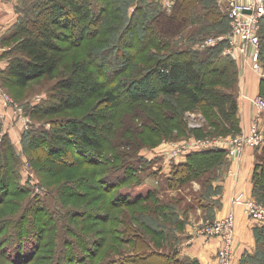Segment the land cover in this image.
Returning <instances> with one entry per match:
<instances>
[{"label": "rangeland", "instance_id": "374dc122", "mask_svg": "<svg viewBox=\"0 0 264 264\" xmlns=\"http://www.w3.org/2000/svg\"><path fill=\"white\" fill-rule=\"evenodd\" d=\"M47 1L0 0V27L5 30L0 48L7 52L0 56V86L21 111L15 115L0 101V151L5 156L0 163V264H264V219L252 215L256 207L264 209V113L254 103L264 95V78L248 58L224 55L226 45L201 47L202 41L229 31L222 10L226 0H195L180 31L160 26V34L166 37L153 23L155 15L172 13L174 7L168 11L165 0H92L96 4L93 11L102 8L99 23L80 40H76V27L68 30L58 41L62 58L54 78L44 77L21 87L6 72L8 59L17 54L11 49L20 35L11 33ZM209 9L213 11L204 13ZM260 36L264 52V26ZM181 51L192 53L183 58L194 56L203 62L210 72L206 83L228 86L215 74L221 67L232 72L229 90L236 97L238 112L230 122L210 107L193 105L183 97L129 101L125 87L132 79L156 63L178 57ZM84 60L103 83V92L118 91L120 101L109 106L99 95L74 110L34 112L58 100V80L74 63ZM261 65L264 68L262 58ZM100 113L109 117L111 126L102 133L99 163H88L94 157L81 154L87 151L89 156L90 150L74 142L67 145L56 138V147L50 151L43 139L37 141V136L69 119L104 128L106 121ZM91 116L96 118L91 120ZM255 125L260 138L248 141ZM237 139L243 141L242 149L231 153ZM203 143L223 144L224 155L206 157V171H201V165L197 175L186 173L177 182L179 189L168 184L159 187V181L165 182L174 166L183 163L178 161ZM175 149L188 153L172 157ZM160 153L167 155L158 158ZM7 157L9 161L3 164ZM137 157L142 159L138 168L143 165L138 176L145 182L136 187L141 179L134 178L131 183L136 188L125 184L112 189L143 192L138 204L126 205L114 190L84 180ZM163 159L171 161L169 173L163 169ZM232 167L245 175L249 171L250 185L212 183L234 179ZM7 170L10 179L3 180ZM224 203L244 214L240 218L233 210L226 214L233 218L231 235H202L209 222L221 220Z\"/></svg>", "mask_w": 264, "mask_h": 264}, {"label": "trees", "instance_id": "16d2710c", "mask_svg": "<svg viewBox=\"0 0 264 264\" xmlns=\"http://www.w3.org/2000/svg\"><path fill=\"white\" fill-rule=\"evenodd\" d=\"M194 1L178 0L171 14L162 12L160 15H155L153 23L158 29V33L160 34L161 27L166 30L182 27L186 23L188 12L190 15V12L193 11L190 8L192 9ZM95 5V3H92V0H49L44 2L35 14L20 22L11 33L12 35L14 33L20 35L13 45L14 48L12 47L11 49L17 52V54L8 59L9 64L6 70L8 79H12L18 86L26 87L34 80L44 77L54 78V73L57 71L62 58L60 53L62 49L58 45V41L73 27L79 30L76 40H80L87 30H90L94 25L99 23L101 18H99V14L102 8L93 11ZM211 11L213 9L205 10L204 13ZM133 28L134 26H132ZM135 29L133 32H135ZM162 34L160 35L166 37L165 34ZM179 34L180 32L177 33V35ZM178 53V57L156 63L151 69L142 72L137 78L132 79L126 85L127 87H125L126 90L128 89L126 95L129 101L139 103L142 101H154L160 96L169 98L183 97L193 105L198 106L203 104L210 107L213 112H217L221 118L230 122L232 120L230 117H233L238 112L236 97L232 90H229V84L232 83V72L227 71L225 67H221V69L219 68L220 71L215 74L217 77H222V83L225 82L228 86L206 83L208 77L206 73L210 74V72L205 71L203 62L198 61L194 56L193 58L190 56L189 58H183L182 56H185V54L192 55L189 51H181ZM94 58L95 55H92L91 59L93 60ZM206 61L208 62L209 60L206 59ZM262 61L264 62L263 49ZM105 77L107 78V76ZM98 78L88 61H77L73 64L71 71L57 82L56 96L58 100L51 101L47 108L35 109L34 112L40 113L43 111L45 114H57L74 110L84 106L92 97L99 95L109 106L119 102V92L111 89L103 92L104 85ZM261 91H264V79L261 80ZM261 96L264 97V95ZM99 116L106 121L104 128L99 125L101 132L97 129L99 128L98 125L97 128L93 127L86 120L69 119L64 120L65 122L59 128L54 127L52 132L44 133L42 137L37 136V141L39 142L43 139L44 144L48 145L50 151H53L56 147L54 143L56 138L67 145L74 142L76 145L90 150L91 154L89 156V152L85 150L84 153H80L82 157H94L95 160L92 159L94 161H89L88 163H99L100 158L98 156L103 148L104 140L102 133H104V130L109 131L111 126L109 117L107 118L106 114L100 113ZM94 118L96 117H90L91 120ZM60 148L66 152L63 146H60ZM223 155L224 151L222 150L189 152L185 155L186 161L182 164L175 165L172 175L165 179V182L159 181V187L168 184L167 186L170 188L179 189L180 185H177V182L183 180L186 173L197 175L198 168L201 165L203 167L201 171H206V164H208L204 160L206 157L217 158ZM198 158L203 161L197 160ZM137 159L136 161L131 160L121 167L117 166L108 169L111 172H105L104 170L101 172L103 174L102 176L93 174L84 180L90 183V185L101 183V185L103 184L104 187L110 190L112 188H123L125 184L128 185V188L135 187L131 183L132 179H141L138 173L143 167V165H140L138 168L137 163L142 161V159L138 157ZM4 160L5 156L0 151V163ZM7 161H9L8 157L3 164H6ZM8 177L10 179L9 171L7 170L6 175L3 176V180H6ZM141 180L138 181L139 185H136V187H139L145 182V180H142V182ZM212 183L214 184V182ZM3 185H5V182ZM211 187L214 186L211 185ZM153 189L157 190L156 187ZM130 191L117 189L113 192H115L116 198L118 197L120 201H124L126 205L138 204L144 197L143 192L141 193L139 191L138 193L136 190ZM125 196L126 198H124ZM18 253L14 254L21 258V255ZM172 259L174 258H170L169 261H173Z\"/></svg>", "mask_w": 264, "mask_h": 264}, {"label": "built area", "instance_id": "2783aa9c", "mask_svg": "<svg viewBox=\"0 0 264 264\" xmlns=\"http://www.w3.org/2000/svg\"><path fill=\"white\" fill-rule=\"evenodd\" d=\"M178 0H165L166 8L172 11ZM222 10L227 15L229 21V31L220 37L209 38L201 42V47H216L226 45L224 55L233 59L239 56L248 58L251 65L258 74L264 78V68L261 65V30L264 26V0H226L222 6ZM241 58V57H240ZM0 101L4 106L9 107L15 115L20 114L18 106H13L9 96L0 86ZM255 105L264 113V97L258 96L254 100ZM24 119V118H21ZM260 138V134L255 125L248 135V141H256ZM242 140L237 139L232 144L234 149L231 153H236L242 149ZM223 144L203 143L196 146L194 151H216L223 150ZM228 148V147H227ZM196 149V150H195ZM182 153H188L185 149H175L172 157H178ZM256 220L264 219V209L260 206L256 207L252 212ZM233 228V218L231 215L208 223V226L202 229L201 234L208 237H229ZM231 244L229 241L225 250ZM224 256V252H222ZM226 258V255H225ZM226 264V262L224 263Z\"/></svg>", "mask_w": 264, "mask_h": 264}, {"label": "crops", "instance_id": "0c3cea01", "mask_svg": "<svg viewBox=\"0 0 264 264\" xmlns=\"http://www.w3.org/2000/svg\"><path fill=\"white\" fill-rule=\"evenodd\" d=\"M1 24V23H0ZM4 33H5V30L4 29H2L1 27H0V40H1V37H3L4 36ZM6 51H5V49H2V48H0V56L1 55H3L4 53H5ZM8 65V64H7ZM6 65H4V66H2V67H5ZM1 68V67H0ZM167 154H161L160 153V156L161 157H158V158H164L165 156H166ZM182 160H184V161H178V162H185L186 161V159L184 158V159H182ZM161 161V160H160ZM163 169H165V172L166 173H169L170 171H171V168H170V165H169V163L171 162V161H168V160H164L163 159ZM248 163V162H247ZM249 164V163H248ZM232 169L233 170H235V172H234V179L233 178H231V179H229V178H226V180H222V181H220V182H214V184H216V185H250V174H249V171L246 173V175H245V173H244V171L242 170V171H240V169L239 168H233L232 167ZM241 173V176L239 175ZM239 176H240V178H239ZM239 179V180H238ZM244 189V188H243ZM231 210H233V212H235V214L238 216V218H240L242 215H244L243 214V212L242 211H240L238 208L237 209H233V207L229 204V203H224V205H223V210H222V214H221V218L220 219H222V218H225V217H227V215L226 214H228L229 213V211H231ZM224 216V217H223ZM215 239V238H214ZM216 241H218L217 239H215ZM197 243V242H196ZM200 250V249H199ZM198 250V251H199Z\"/></svg>", "mask_w": 264, "mask_h": 264}]
</instances>
